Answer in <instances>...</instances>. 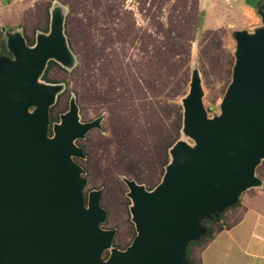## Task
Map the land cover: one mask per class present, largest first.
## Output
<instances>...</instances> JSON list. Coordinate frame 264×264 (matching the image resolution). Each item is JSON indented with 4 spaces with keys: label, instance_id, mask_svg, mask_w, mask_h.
<instances>
[{
    "label": "water",
    "instance_id": "1",
    "mask_svg": "<svg viewBox=\"0 0 264 264\" xmlns=\"http://www.w3.org/2000/svg\"><path fill=\"white\" fill-rule=\"evenodd\" d=\"M255 33H233V81L220 117L209 119L199 78L186 102L184 131L196 143L172 149L163 182L153 191L128 181L137 236L114 250L115 231H104L101 191L85 202L84 158L74 142L101 127L81 123L72 103L49 136L50 107L61 91L39 79L50 60L73 61L65 36L66 13L53 9L50 30L29 48L9 38L15 60L0 62V264H190L188 247L207 235L205 221L222 220L241 194L259 184L264 157V9ZM33 109V111H31Z\"/></svg>",
    "mask_w": 264,
    "mask_h": 264
},
{
    "label": "rangeland",
    "instance_id": "2",
    "mask_svg": "<svg viewBox=\"0 0 264 264\" xmlns=\"http://www.w3.org/2000/svg\"><path fill=\"white\" fill-rule=\"evenodd\" d=\"M24 1L0 0V53L7 49L0 62L15 60L10 36L19 34L32 49L50 30L51 0ZM59 1L69 7L65 36L73 61H48L39 83L61 87L50 107V137L72 103L81 123L101 119L100 128L74 142L85 157L73 160L85 171L86 205L90 193L101 191L107 213L101 229L115 231L103 254L107 260L114 250H127L138 234L127 182L153 192L172 163L173 147H196L184 131L194 78L208 118L221 116L233 81L235 41L225 29H202L198 0ZM255 178L259 184L243 191L240 203L264 192V157ZM213 222L203 223L207 235L216 228ZM202 239L189 245L188 254Z\"/></svg>",
    "mask_w": 264,
    "mask_h": 264
},
{
    "label": "crops",
    "instance_id": "3",
    "mask_svg": "<svg viewBox=\"0 0 264 264\" xmlns=\"http://www.w3.org/2000/svg\"><path fill=\"white\" fill-rule=\"evenodd\" d=\"M50 4V17L53 9L61 7L67 20L68 6L59 0H51ZM198 5L203 14L202 29H225L233 42V33L253 34L262 26L264 0H198ZM240 201L223 214L220 222L227 226L192 251L196 264H264V192L249 197L244 204Z\"/></svg>",
    "mask_w": 264,
    "mask_h": 264
},
{
    "label": "trees",
    "instance_id": "4",
    "mask_svg": "<svg viewBox=\"0 0 264 264\" xmlns=\"http://www.w3.org/2000/svg\"><path fill=\"white\" fill-rule=\"evenodd\" d=\"M68 17H69V15H68ZM68 17H67V19H68ZM66 21H67V20H66ZM47 32H48V30H47ZM6 53H7V49H6V47H5V48H4V51H3L2 53H0V56H1L2 54H6ZM190 55H191V53H190ZM190 57H191V56H189V58H190ZM237 205H238V204H237ZM237 205H236V206H237ZM236 206H233L232 208H235ZM230 209H231V208L227 209L225 212H227V211L230 210ZM225 212H224V215H225ZM224 215H222V217H224ZM213 223H215L214 226H216V228L214 229L213 233H209V235H207L205 238L202 239V243H201V245H204V243H207V242L211 241V240L213 239V237H214V234H216V233L222 231L223 228H224L225 226H227V224H224V223H221V222H218V221L213 222ZM198 242H200V241L192 242V243H198ZM193 245L195 246V244H193ZM193 245H191V247H193ZM197 246H200V245H197ZM191 253H192V252H191ZM191 253L188 254V260H189L190 264H196V263L192 260V258H191Z\"/></svg>",
    "mask_w": 264,
    "mask_h": 264
}]
</instances>
